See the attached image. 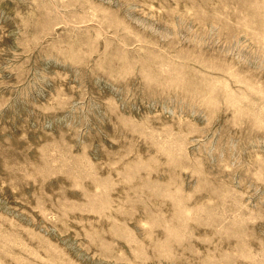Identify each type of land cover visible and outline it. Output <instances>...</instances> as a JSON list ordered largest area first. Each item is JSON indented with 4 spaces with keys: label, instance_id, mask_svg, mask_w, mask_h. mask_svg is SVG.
Here are the masks:
<instances>
[{
    "label": "rangeland",
    "instance_id": "374dc122",
    "mask_svg": "<svg viewBox=\"0 0 264 264\" xmlns=\"http://www.w3.org/2000/svg\"><path fill=\"white\" fill-rule=\"evenodd\" d=\"M0 264H264V0H0Z\"/></svg>",
    "mask_w": 264,
    "mask_h": 264
},
{
    "label": "bare ground",
    "instance_id": "6f19581e",
    "mask_svg": "<svg viewBox=\"0 0 264 264\" xmlns=\"http://www.w3.org/2000/svg\"><path fill=\"white\" fill-rule=\"evenodd\" d=\"M134 180V179H133Z\"/></svg>",
    "mask_w": 264,
    "mask_h": 264
}]
</instances>
